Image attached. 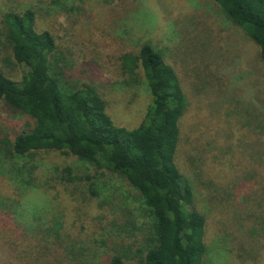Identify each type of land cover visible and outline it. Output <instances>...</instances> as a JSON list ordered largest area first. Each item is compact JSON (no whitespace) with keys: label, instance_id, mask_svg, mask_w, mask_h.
Listing matches in <instances>:
<instances>
[{"label":"rangeland","instance_id":"obj_1","mask_svg":"<svg viewBox=\"0 0 264 264\" xmlns=\"http://www.w3.org/2000/svg\"><path fill=\"white\" fill-rule=\"evenodd\" d=\"M66 1L73 11L50 13L51 0H0V17L21 6L41 10L37 28L56 36L72 65L70 79L95 85L114 122L127 129L140 125L150 96L145 86L128 88L121 82L117 58L147 41L161 50L178 71L189 101L179 121L176 163L194 184V205L207 217L204 264H264L260 46L215 0ZM2 65L13 79L20 78L19 68ZM22 121L0 101V128L16 132ZM36 162L40 187L19 195L22 207L0 210V264H106L116 234L111 226L101 227L109 226L110 213L119 210L84 202L57 180V167L72 165L80 176L90 174V167L55 151L39 153ZM4 176L0 192L18 198ZM107 183L103 188L100 181L103 199L112 193L132 209L141 208L127 181L113 177ZM54 216L66 225L61 240L40 233Z\"/></svg>","mask_w":264,"mask_h":264},{"label":"trees","instance_id":"obj_2","mask_svg":"<svg viewBox=\"0 0 264 264\" xmlns=\"http://www.w3.org/2000/svg\"><path fill=\"white\" fill-rule=\"evenodd\" d=\"M215 1L260 46L264 61V0ZM68 5L51 0L49 11H73L75 6ZM40 12L35 5L21 6L0 17V58L7 68L21 71L13 79L0 62V101L24 120L16 132L0 128V175H8L18 192V198L0 192V210L22 207L20 196L40 187L35 175L39 153L59 152L92 171L80 176L72 165L57 167V180L72 187V196L79 193L84 202L119 210L110 213L109 226L101 227L111 226L116 234L106 264H204L207 217L194 205V184L176 163L179 121L189 107L178 71L149 41L123 52L117 58L121 82L128 88L145 86L150 101L140 125L119 126L95 85L70 79L72 65L56 36L37 28ZM113 177L138 193L141 208L132 209L112 193L109 201L103 199L100 181L106 188ZM65 226L61 216H54L40 233L61 240Z\"/></svg>","mask_w":264,"mask_h":264}]
</instances>
